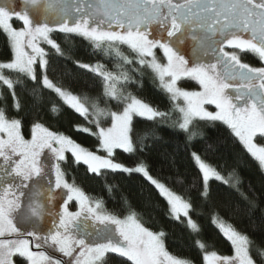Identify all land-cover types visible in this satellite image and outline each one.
Instances as JSON below:
<instances>
[{
	"label": "snow or ice",
	"instance_id": "snow-or-ice-1",
	"mask_svg": "<svg viewBox=\"0 0 264 264\" xmlns=\"http://www.w3.org/2000/svg\"><path fill=\"white\" fill-rule=\"evenodd\" d=\"M106 41L133 53L119 72ZM149 73L155 99L135 90ZM253 166L264 177V0H0V264H264ZM130 179L159 219L108 206Z\"/></svg>",
	"mask_w": 264,
	"mask_h": 264
},
{
	"label": "trees",
	"instance_id": "trees-1",
	"mask_svg": "<svg viewBox=\"0 0 264 264\" xmlns=\"http://www.w3.org/2000/svg\"><path fill=\"white\" fill-rule=\"evenodd\" d=\"M63 42V38H61ZM63 46L65 49V52L67 54H71L74 49H79V54L83 55L85 52L92 53L93 49L92 46L87 44H81L79 43L78 39L71 41L68 40L67 42H63ZM119 52L121 56H127V57H133V53L130 49H127L126 47H121L119 44L113 43L111 41H106L102 44L101 49L96 51V55H98L103 61H111V64L109 67L114 71H121V68L119 64L117 63L118 58L115 56V54ZM108 54H112L109 56ZM124 70H127L125 68ZM18 77L16 74H13V79H17ZM81 91H87L86 89H83V87H80ZM135 90L139 91L141 95L149 98H157L156 93L158 91L157 84L153 82L152 75L146 74L143 77H140L137 80ZM127 91H133V89L129 88L126 89L124 94H127ZM91 95H95V93H91ZM178 113H172V118L176 119L178 118ZM54 122V121H53ZM214 132V129L211 130L210 134ZM88 142L87 140L85 141ZM176 141H173V149H176L177 146ZM157 168L160 169V174L164 179H167L169 175L172 176V183L175 182L176 176L174 172H169L167 166H162L161 164L157 163ZM243 167V166H242ZM69 172L71 173L72 170L69 169ZM242 175L245 179V182L251 186L254 187L256 195L259 197L261 195H264V177H261L258 172L256 171L255 167H249V168H242L241 169ZM74 174V173H73ZM81 182L85 184L86 187L89 188H95L96 186L91 184L89 181L85 180L83 175L80 174ZM113 183H118L123 186V188L118 189L117 193L115 194H108L105 193V198L109 200L108 206L113 207L115 206L119 201L121 196H131L134 200H139V208L138 213L140 215V218L148 223L152 222L155 219H159V209L155 207V202L151 199V197L148 195L147 191H144L143 193L140 192L139 187V181L136 179H130V180H122V181H110ZM180 187V186H177ZM205 227L208 230L209 236H214L215 232L211 225L205 221ZM179 234L177 233V236Z\"/></svg>",
	"mask_w": 264,
	"mask_h": 264
},
{
	"label": "rangeland",
	"instance_id": "rangeland-1",
	"mask_svg": "<svg viewBox=\"0 0 264 264\" xmlns=\"http://www.w3.org/2000/svg\"><path fill=\"white\" fill-rule=\"evenodd\" d=\"M47 250L49 251L50 254H52V255H57V253L55 252V250L52 249L51 247H48ZM65 264H69V262L66 260V261H65Z\"/></svg>",
	"mask_w": 264,
	"mask_h": 264
}]
</instances>
